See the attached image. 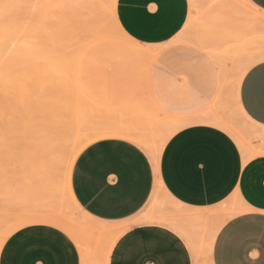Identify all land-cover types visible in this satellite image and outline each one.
<instances>
[{
  "label": "crops",
  "instance_id": "crops-1",
  "mask_svg": "<svg viewBox=\"0 0 264 264\" xmlns=\"http://www.w3.org/2000/svg\"><path fill=\"white\" fill-rule=\"evenodd\" d=\"M244 2L255 11L254 17L250 12L240 15L232 0H116L115 16L123 38L128 39L126 25L136 34L135 43L150 51L147 90L137 93V98L146 99L156 113L191 122L167 138L158 158L152 149L149 156L132 140L143 142L132 131L138 122L134 111L124 117V131L105 126L77 155L70 178L65 175V187L76 209L94 220L122 223L148 207H178L195 218H179L181 226L176 227L197 242V233H203L207 222L205 213L215 207L232 211L239 207L215 229L216 234L206 238L212 237L206 249L209 262L264 264V106L259 100L249 103L245 84L247 72L264 62L263 37L252 47L246 38L248 21L264 35V0ZM199 23L205 28H198ZM176 38L178 58H170L164 46ZM235 50L242 53L238 61L245 63H234ZM233 67L247 68L235 99L257 127L253 140L245 144L246 152L230 133L212 122L217 116L224 119L232 106L228 68ZM155 186L169 203L155 201ZM196 215L206 219L205 223L191 229L190 221ZM180 234L164 225L135 224L110 248L107 264H191L189 248ZM128 237L139 241L163 237L167 243L163 247H122L121 241ZM75 240L73 234L49 221H23L0 237V264H84Z\"/></svg>",
  "mask_w": 264,
  "mask_h": 264
},
{
  "label": "rangeland",
  "instance_id": "rangeland-1",
  "mask_svg": "<svg viewBox=\"0 0 264 264\" xmlns=\"http://www.w3.org/2000/svg\"><path fill=\"white\" fill-rule=\"evenodd\" d=\"M232 1L240 15L246 12L252 13L253 17L256 15L244 0ZM77 3L80 5V0H0V237L20 223L23 216L30 215L28 213L61 214L76 227L96 225L104 228L103 232L82 230L81 235L85 249L88 248L86 250L89 252L87 264H107L110 248L131 226L158 224L180 234L176 226H181V220L194 215L185 214L178 207H148L127 222H102L76 209L70 200L64 186V173L69 179L77 155L102 134L103 128L109 123L127 118V112L134 111L138 122L133 125L132 131L149 145L147 147L145 143L131 139L149 156V150L166 142L168 133V129L164 128L167 117L156 113L146 99L137 98V93L147 90L146 82L152 67L150 60L146 59L150 52L148 47L129 43L116 31L110 14L111 0L93 3L94 9H99V14L93 15L98 10L92 8L84 20ZM248 22L249 34L246 38L252 47L260 36L264 39V35H260L256 27L253 28L252 21ZM197 26L205 28L202 23ZM107 34L109 36H105ZM182 40L184 42V37ZM178 43L176 38L164 46L170 58H178ZM215 53L229 54L220 51ZM232 55L235 64L245 63L238 61L241 52L235 50ZM242 68H228V76L233 83L232 106L223 115L224 119L221 116H217V119L229 123L249 144L257 127L240 115L235 99V78ZM49 115L48 121L52 122L56 115L59 123L56 120L54 122L60 124L58 127L68 120L67 127L64 124L59 129L63 132L71 130L65 135L82 140L73 157L68 158L65 148L61 153L66 156L61 154L60 161L38 173L33 168L32 158L35 138L31 140L29 133L34 136L37 125H43ZM150 120H155V124ZM26 121L29 131L27 136L23 134ZM156 186L155 201L162 205L169 203L161 188ZM176 212L185 215L179 213L181 219ZM209 212L208 217L205 213L207 223L202 234L204 239L216 228L218 230L223 221L233 214L229 207H215ZM182 237L189 248L191 264H210L209 254L199 240L200 233H197V242L192 235Z\"/></svg>",
  "mask_w": 264,
  "mask_h": 264
},
{
  "label": "bare ground",
  "instance_id": "bare-ground-1",
  "mask_svg": "<svg viewBox=\"0 0 264 264\" xmlns=\"http://www.w3.org/2000/svg\"><path fill=\"white\" fill-rule=\"evenodd\" d=\"M99 0H80V5H78V3L76 4L77 5V7H78V9H79V7H80V10H81V15H82V17H83V20H84V17L85 16H87V15H89V13H90V9H94V7L95 6H93L94 4L93 3H97ZM101 1V0H100ZM75 2H76V0H75ZM102 2H103V0H102ZM115 2H116V0H111V10H110V14H111V17H112V19H113V22H114V24H115V26H116V28H117V32L120 34V35H122V36H124V33L122 32V30H121V28L119 27V25H118V22L116 21V16H115ZM93 4V5H92ZM92 5V6H91ZM97 5H99V4H97ZM102 5L103 4H101V7H102ZM63 6V5H62ZM100 6V5H99ZM100 7V8H101ZM96 9V8H95ZM94 9V11H97L98 10V12H94V13H96V14H93V13H91V14H93V15H97V14H99V9L97 8L96 10ZM75 12V11H74ZM92 15V16H93ZM76 16V15H75ZM76 18V17H75ZM92 19V18H91ZM97 20V19H96ZM92 21V20H91ZM94 25V24H93ZM92 26V25H91ZM105 36H109L108 34L107 35H105ZM104 37V36H103ZM135 43V42H134ZM135 44H137V43H135ZM137 45H139V44H137ZM3 50V49H2ZM152 50V49H151ZM151 55V54H150ZM153 56V55H152ZM151 56V57H152ZM145 57V56H144ZM218 59V58H217ZM47 62H50V61H47ZM144 62H145V60H144ZM52 63H54V62H52ZM218 63H220V62H218ZM47 65H48V63H47ZM59 65V64H58ZM55 66V65H54ZM52 67V68H55V67ZM221 66V71L222 72H224L223 70H224V67L222 68V65H220L219 64V67ZM47 67V66H46ZM47 69H48V67H47ZM219 70H220V68H219ZM247 70V68L246 67H243L242 69H240V71H239V73H238V77H236L235 78V80H236V87H235V89H237L238 88V85H239V82H240V79H241V77H242V75L244 74V72ZM53 71V70H52ZM54 71H57V70H54ZM220 71V73H221V77H223L225 74H223L222 75V72ZM224 73H226V72H224ZM223 79H224V77H223ZM235 85V84H234ZM62 105V104H61ZM63 107V106H62ZM236 108H237V110H238V112L240 113V115L242 116V117H244L246 120H248L247 119V117L245 116V114L243 113V111L241 110V108L239 107V105H237L236 104ZM51 109V108H50ZM52 109H54V108H52ZM33 110V109H32ZM40 110V109H39ZM45 111H47V110H45ZM45 111H44V113H45ZM98 111V110H97ZM40 112V111H39ZM105 112V111H104ZM117 112V111H116ZM28 113V112H27ZM98 113V112H97ZM131 113H133V112H131ZM130 113V115H132ZM57 114V113H56ZM62 114H63V112H62ZM108 114H110V113H108ZM40 115V114H39ZM98 115H99V113H98ZM101 115V114H100ZM105 115H107V114H105ZM110 115H112V114H110ZM121 115V114H120ZM62 116H64V115H62ZM102 116V115H101ZM150 116V115H149ZM148 116V117H149ZM156 116V115H155ZM157 116H158V114H157ZM40 117V116H39ZM51 116L49 115V117H46L47 119V123L46 122H44L43 123V125H37V129L35 130V128H34V130H35V132H34V130H33V132H34V136L33 135H30V133H29V131L27 130V121H26V126H25V128H24V130H26L25 132L23 131V134L24 133H26V135L25 136H27V132L29 133V136H30V139L31 140H33V137L35 138V142H34V140H33V146H34V154H33V168L36 170V172H38V173H40L41 171H44V170H47L48 168H50L51 167V165L53 164V163H55V162H58V161H60L61 159H62V156H63V154L65 155V153H61V152H63V149L64 150H66V151H68L67 153L68 154H66L67 156H68V158L70 159L71 158V156H72V154L74 153V151L76 150V148L78 147V145L80 144V142H81V140L82 139H79V137L77 138V137H75L74 139H71L68 135H65V133H71V130L70 131H68V132H63V130L61 131V127H63V125L65 124H67V123H69L68 122V120H67V123H63V125L62 126H60V127H58L59 125L57 124V123H55L57 120H56V115H55V118H54V120H56L55 122H54V120H53V122L50 120V121H48L49 120V118H50ZM65 117V116H64ZM119 117V116H118ZM167 117V124H165L166 125V127H164L165 129L167 128L168 129V133H166V140H167V138H169V136L170 135H172L178 128H180L181 126H183V125H185V124H187V123H189V122H191L190 120H181V119H177V118H175V117H172V116H166ZM34 118V117H33ZM32 118V119H33ZM40 118H42V117H40ZM44 118V117H43ZM57 118H58V116H57ZM147 117H145V120H147L146 119ZM150 118L151 119H153L151 116H150ZM159 118V117H158ZM62 119H64L63 117H62ZM61 119V120H62ZM113 119V118H112ZM116 119V118H115ZM125 118H122V119H117L116 121H114V122H112V123H109V125L110 126H112L114 129L113 130H118V131H124V129L122 128V126L125 124L124 123V120ZM26 120H28V118L26 119ZM29 120H31V119H29ZM43 120V119H42ZM195 121L197 120V119H194ZM151 121V120H150ZM154 121V122H153ZM157 121V120H156ZM164 121H166V120H164ZM249 121V120H248ZM29 122H31V121H29ZM58 122V121H57ZM129 122V124H131L132 125V123L133 122H131V121H128ZM152 123H154L155 124V120H152L151 121ZM158 122H160V121H158ZM212 122L213 123H215V124H217L218 126H220L221 128H224V129H226V131L228 132V133H232V137L233 138H235L236 139V142H238L239 143V145H240V147L243 149V152H246V146H245V142H244V140H243V136L241 137L240 135L241 134H239L238 133V131L236 130V129H234V128H232V126L229 124V123H227V122H225V121H220V120H218V119H216V120H212ZM251 122V121H250ZM32 123H33V121H32ZM39 123V122H38ZM54 123V124H53ZM59 123V122H58ZM145 123H147V121H145ZM150 123V122H149ZM157 123V122H156ZM36 124V123H35ZM51 124H53V125H51ZM55 124H57L56 126H55ZM153 124V125H154ZM168 124H169V126H168ZM25 125V124H24ZM30 125V124H29ZM64 125V126H65ZM127 126H128V124H126ZM149 125V124H148ZM164 125V126H165ZM33 126H34V124H33ZM68 126H69V124H68ZM32 126H30V128H31ZM56 127H58V129L56 128ZM66 127H67V125H66ZM66 127H64V129H67ZM56 128V129H55ZM59 128H61V129H59ZM68 129H70L69 127H68ZM77 129V128H76ZM236 130V131H235ZM31 131V130H30ZM127 133V132H126ZM238 133V134H237ZM130 134V133H129ZM75 135V134H74ZM32 136V137H31ZM133 136V135H132ZM262 136V135H261ZM260 136V137H261ZM83 137V136H82ZM139 140H143V142H145L144 140L145 139H143L142 137H137ZM146 143V142H145ZM147 145H149L148 143H147ZM32 146V147H33ZM161 147H162V143L161 144H158L157 146H155L153 149H152V151H153V154L155 155V157L156 158H158L159 157V153H160V151H161ZM66 148V149H65ZM62 154V156H61V158H60V155ZM27 155H29V154H27ZM65 155V156H66ZM29 157H31V155L29 156ZM29 160V159H28ZM32 163V162H31ZM51 172V171H50ZM65 172V171H64ZM42 173V172H41ZM66 173V172H65ZM64 173V175H63V177H64V186H65V174ZM37 175V174H36ZM35 175V176H36ZM41 175V174H40ZM33 178H35V177H33ZM62 181V182H63ZM65 189H66V187H65ZM166 196H167V194H166ZM239 210H241L239 207H237V209L235 208V211H232V212H238ZM177 214H179V213H182V212H176ZM183 213H185V212H183ZM182 213V216H184L185 214H183ZM197 213H199V212H197ZM202 213V212H201ZM207 213H209L210 214V212H207ZM206 213V215H207V217H208V214ZM233 213V214H234ZM28 214H30V215H28V216H23L22 218H21V222H23V221H27V220H30V219H41V220H46V221H49V222H51V223H53V224H56V225H58V226H60V227H63L66 231H68L69 233H71V234H73L75 237H76V239L78 240V242H79V244H80V246H81V249H82V252H83V256H84V264H87V261L89 260V258H88V256L89 255H87L89 252H88V250H86V249H88V248H86L85 249V244H84V239H83V237H82V230H90V231H94V232H97V231H100V232H103V230H104V228L103 227H100V226H96V225H92V226H88V227H86V228H80V227H76L75 225H73V223H71V222H69V220L67 219V218H65L64 216H61V214H55V213H53V212H48V213H45V212H40V213H28ZM205 215V214H204ZM179 216H180V214H179ZM194 217V216H193ZM196 219H192V221H190V227H191V229H193V227H195V229L197 228H199L200 227V225H201V227H202V224H203V222L205 223V220L206 219H204V218H201L200 217V215H196ZM24 218V219H23ZM180 218H181V216H180ZM195 218V217H194ZM206 218V217H205ZM23 219V220H22ZM182 219V218H181ZM19 222V221H18ZM202 223V224H201ZM207 223V222H206ZM13 225V224H12ZM205 226V225H204ZM218 226V225H217ZM216 226V227H217ZM102 230V231H101ZM203 230V229H202ZM82 231V232H81ZM200 231V230H199ZM100 232H99V234H100ZM198 233H200V235L201 234H203V233H201V232H198ZM212 234H213V232H212ZM215 235V234H214ZM213 239H214V237H213ZM199 240H200V242H201V245H202V248H204L205 250L207 249H209L210 248V246H211V241H212V237H209V240L207 241V239H204L203 238V236L202 237H200L199 238ZM210 251V250H209ZM208 252V251H207Z\"/></svg>",
  "mask_w": 264,
  "mask_h": 264
},
{
  "label": "snow or ice",
  "instance_id": "snow-or-ice-1",
  "mask_svg": "<svg viewBox=\"0 0 264 264\" xmlns=\"http://www.w3.org/2000/svg\"><path fill=\"white\" fill-rule=\"evenodd\" d=\"M126 31H128L129 43L136 41L137 37L134 32L127 28L126 25L123 26ZM245 84L247 85V95L250 104H255L257 100L264 106V62L258 66L251 68L246 74ZM147 163V161H145ZM241 163L238 162L237 171L239 172ZM11 241H8L10 243ZM167 243V240L163 237L154 240L139 241L135 240L133 237H128L121 241L122 247H163Z\"/></svg>",
  "mask_w": 264,
  "mask_h": 264
}]
</instances>
